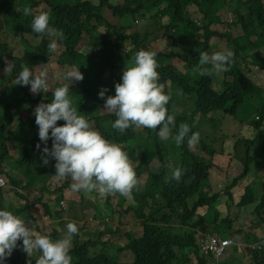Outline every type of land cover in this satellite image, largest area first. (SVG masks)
<instances>
[{
    "label": "trees",
    "instance_id": "obj_1",
    "mask_svg": "<svg viewBox=\"0 0 264 264\" xmlns=\"http://www.w3.org/2000/svg\"><path fill=\"white\" fill-rule=\"evenodd\" d=\"M99 1L100 5L95 7L88 0H21L20 2H11V13L7 16V21L11 20V27L15 33L19 31L31 33L33 32L31 21L34 15L23 16L24 7L36 9L42 4L47 6V10L42 12L48 13L50 26L64 34L63 40L58 41L57 52L61 49L59 55L54 53L56 62L61 66H68L70 71L73 70V67L79 68L84 75L80 85L75 82L70 86L71 91L69 92L78 114L84 115L86 112L96 109L99 104L105 103V100L98 95L102 88L108 89L106 96L115 95V84L122 82L125 67L132 65V57L142 49L156 54L159 65L157 69L160 75L159 82L164 85L165 93L170 95L169 103L173 105L180 101L179 98L184 86L191 87L195 91L197 110L201 114H206L211 110L233 115L241 110L244 105L249 104L248 98H263V90L261 92L260 87H257L254 81L246 76L241 67L254 65L256 68H260L264 74V0H125L122 9H116L115 13L113 12L114 15L119 14L130 18L150 15L151 18L159 21L164 17L168 18L170 24L168 29H171L172 32L166 33L169 38L165 44L167 47L166 54L162 52L157 54L149 48V45L155 41L154 34L149 28L144 32H137L133 29L130 34L126 33L128 28H125L124 32L118 33L114 26L108 24L102 16V10L109 5V0ZM190 4L196 6L202 15L200 25L193 20V16L187 10L188 7H191ZM158 6L165 7L159 9ZM18 7L22 10L19 13L15 12ZM223 8H227L231 15L236 18L234 24L241 28V36L234 37L227 32L220 34L212 29L216 23L220 22L218 13ZM127 23L128 21L125 20V25ZM103 26L107 28L105 34L99 31V28ZM84 33L91 35L93 51L100 53L97 61L89 55L80 54L77 49ZM37 35L40 38L39 34ZM215 37L226 38L228 43L225 49L216 51H233L234 59L231 67L234 69L235 66L239 65L236 70L229 69L225 72L223 79H219L217 76L202 77L193 72L194 66L199 62L200 52L206 51L209 54L216 52L210 45V41ZM48 43V38L41 39L40 44L36 47L30 43H24L23 56H19V60L14 63L11 75L16 78L21 70V65H26L39 73L49 63L48 56L53 55L47 50ZM177 58L184 62V73L178 71L172 64L173 59ZM2 59L3 54L0 53L1 63ZM106 72H109V76L103 80ZM213 79L223 91H217L212 87ZM4 81L7 80L3 79ZM3 82L0 83V86L3 85ZM8 82L12 84L11 80ZM168 85L170 88L167 87ZM12 87L13 89L6 88L0 93V177L8 180L11 187L14 188L13 192L24 202V206L20 207L19 203L14 206V203L9 201L8 204L12 206L11 212L26 222L34 223L35 231L38 234L47 235L51 239L57 240L62 238L66 232L65 225L62 229L60 226L57 227L60 223L54 219L60 213L53 212L49 204L42 203L44 215L53 218V226L60 230L51 228V226L49 227L50 230H41L37 225L38 216L29 207V203L36 202L34 206L41 204L37 201H40L44 196L51 199L53 196L58 198L59 195L57 202L63 198V187L57 186L58 182L54 179V174H56L55 160H51V166L44 165L41 157L42 150H38L36 147L38 143L40 144L39 138L29 137L30 132L39 131L33 114L35 107L42 102H51L52 92L48 91L45 94L40 93L38 96H33L29 92L30 86H14L12 84ZM24 104L27 105L26 109L31 115L26 120L19 118L21 107ZM168 112L171 113L169 108ZM18 119V124L13 127L12 125ZM102 119H108V117L97 119L100 127L97 126L105 138L113 143H122L133 147L130 155L139 161V165L135 169L137 176L140 179L147 175L146 183L150 185V188L144 195L134 192L127 198L115 195L117 203L113 207L112 215L113 220L114 218L117 219L118 216L120 222L117 225L104 223L103 230L98 231L99 240L97 242L81 243L78 235H76L70 252L72 264H187L189 260L183 256L186 253H182L183 255L179 253L172 260L170 245L161 240L166 228L159 226L158 223L167 222L166 209L182 210L183 216L189 222L195 216L197 208L205 206L208 208L207 213L202 216L201 221L207 224L211 222L210 214L215 211L221 199L228 195L231 196L239 182L247 177H252V182L244 188V193L238 201V207L254 206L253 211L258 213L260 219L257 228L262 226L264 230V162L259 160L262 156L259 152L264 151V128L260 126L261 124L257 122L252 124L257 129L254 140L242 141L240 147L244 150L240 153L243 162L242 171L236 170L234 175H227L226 178L230 177L228 184L225 185L221 182L219 184L220 190H212L209 196L204 190L205 183L208 182L209 176L213 172L211 164L203 165L196 161L188 166H183L182 169L185 170L183 180L177 183L171 178L166 184L164 183V166L156 169L148 166L157 157L155 148L157 149L160 145L157 141L156 132L146 128H139V132H137L136 128H130L124 133H118L111 127V122L106 126L101 124ZM64 123L63 120L58 121V125ZM253 141L256 142L255 151L251 149L254 144ZM10 144L12 147L14 146L13 150L17 153L16 159H13L12 162L9 160L10 151L8 147ZM47 146L51 148V139H49ZM217 151H221V145L218 146ZM255 159H257V164L253 166L252 162ZM5 160V164L9 168L2 167ZM11 167L18 173H22L27 181L17 178L15 175L11 176L9 173ZM46 183L53 185L52 192ZM27 190H33L31 197L39 195L40 198L33 202L29 201L31 197L26 196ZM20 191L25 193H19ZM6 196L7 194L0 188V210H5L4 199ZM192 199L194 201L190 203ZM126 201L131 202V204L124 210L123 204ZM135 203L139 206H136ZM191 205L193 208L189 209ZM81 210L83 214V208ZM122 213L130 215L129 223H132L135 217L143 220V232L140 236L135 237L133 233H127L125 222H121ZM207 230L208 228L205 227V231ZM121 232H125V238H129L123 246L116 247L111 243V237H109V241H102L105 236H116ZM195 235L196 232L188 231L182 240L164 239L180 251L186 249L196 251ZM246 240L262 244L261 251L254 249L250 254L252 255L251 261L236 260L237 264H264V231L262 239L252 233L247 235ZM97 245L102 248L111 246L120 258L122 252L129 250L134 255V260L129 262L122 258L121 260L124 261L117 262L109 254H104V251L99 252V254H92L91 248ZM37 255L39 256L41 253ZM27 258L29 257L22 250V241H18V247L5 264H21ZM199 263L205 264L202 260H199Z\"/></svg>",
    "mask_w": 264,
    "mask_h": 264
},
{
    "label": "clouds",
    "instance_id": "obj_2",
    "mask_svg": "<svg viewBox=\"0 0 264 264\" xmlns=\"http://www.w3.org/2000/svg\"><path fill=\"white\" fill-rule=\"evenodd\" d=\"M10 1L11 0H0V13L7 10V13L5 14L6 18H3V21L0 20V35L2 38H9V40L5 42H0V53L3 54L2 63L0 62V69H2L5 74L8 73L9 75H11L14 63L19 60V56H15L14 54L12 41L18 39L22 42L23 46L24 43L32 44L35 40H40L41 42V39L48 38L49 43L47 45V50L49 53H55L58 50V41H61L64 38L62 31L50 26V17L47 12H41L33 16L31 21V29L33 32L19 31L18 33H15L11 27V20L7 21V16L11 13L10 10L12 8ZM88 1H91L92 5L95 7L100 5L99 0ZM123 5L124 2L121 5L119 4L113 6L112 0H109V5L105 6V8L112 9V12L115 13V10L122 9ZM190 5L194 6L193 4ZM164 7L165 6H158L159 9H163ZM17 9L15 12H17ZM22 14L26 17L32 16V9L26 6L24 7ZM118 15L119 14L115 16L122 19V21L125 19H132L135 21L137 17L143 20H154L155 26L146 27L142 32L149 28L154 34L155 41L163 40L166 44V40L169 39L166 33L172 32L171 29H168L170 24L168 23L167 17L163 18L167 19V23L162 25V19L159 21L151 18L150 15H146V17L135 16V18ZM106 22L110 24L107 20ZM235 22L236 21L233 20L231 26L235 25ZM136 23H138L137 20ZM160 31H163L161 35L158 34ZM37 34H39L41 39ZM233 59L234 53L231 50L216 51L211 54L206 51L200 52L199 62L196 66H194L193 72L194 74H199L202 77L207 76L211 78L213 76H217L219 79H223L225 72L229 70L231 63L233 62ZM132 61V65L126 66L123 71L122 82L115 84V95L106 96V93L108 92V89L106 88H102L99 92V97L104 99L105 103L99 104L96 108L98 109L104 104L103 107L105 112L103 115H99L97 119L108 117V119H102L100 123L106 126L111 122V127L118 133H124L130 128H136L137 132H139V128H146L156 132L157 141L160 145L157 149L155 148L157 157H155L152 161L157 159L160 164L157 168L164 166L165 170L166 157L164 152L167 151L171 144L177 145L181 151L183 164H181L180 167L172 169L171 178L177 183H180L183 180L185 172V170L182 169L183 166H188L196 162L194 159L191 160L192 162L190 164H185L184 162L185 160L190 159V148L198 143L199 140V132L195 130L193 126L194 118L196 116H205L210 112L216 111H211L209 109L210 111L208 113L201 114V112L197 110L198 105L195 91L191 87L187 86L182 88L179 98L180 101L176 105L169 103L170 95L165 93L164 85L159 82L160 75L157 71L159 65L154 52L143 49L139 50L132 57ZM10 62H12V64H9ZM64 78L69 81V83L55 88L52 92L51 102H42L38 104L33 112L35 116V123L39 129V139L44 144L41 151L43 164L48 165L50 160L54 159L56 162V174L54 175L57 178L62 180L71 179V188L73 191H83L86 194L96 192L103 198L104 202L110 200L109 196H113L114 198L116 194H119L127 198L132 195L133 191H139L141 188V181L135 171L138 167L139 161L135 160L131 157V155L128 156L127 151L119 145L120 143H113L105 138L101 130L98 128L99 122L97 119L96 121L98 126L96 125L94 128L92 123L84 115L78 114L77 108L73 106V101L69 96L70 85L75 82L83 81V73L79 70V68L73 67V70L65 73ZM4 80H7V78H4ZM10 80L14 86H30L29 92L33 95L40 93L45 94L49 91L48 73L46 69L36 73L33 69H30L26 65H21V70L16 78L11 75ZM256 86L260 87L258 85ZM167 87L170 88L169 85ZM212 87L217 91H223L214 79ZM262 94V99H264V91ZM258 100L259 99L257 97L247 99V101L251 103H257ZM168 108L171 113L168 112ZM263 114L264 107L260 113L255 116L254 120H240H242L245 124L249 123L252 127V124L257 122L264 128ZM230 116L237 118L236 113ZM61 120L65 121V123L63 125H58V121ZM12 126L14 127L15 125L13 124ZM256 131L257 129L254 128L251 139L243 140H252ZM49 139L52 140L51 148L47 146ZM243 140H241V142ZM237 144L238 142L235 143L236 146ZM36 147L38 150L41 149V145L39 143ZM135 148L136 146L134 147V150ZM131 158L137 161L136 168H134L132 161L130 160ZM238 162L243 165L241 158ZM201 164L204 165V163ZM167 167L172 168L171 165H167ZM236 170L239 171V168L232 165L227 175H234ZM213 173L214 172L210 174L208 182L205 183L204 191L207 194L212 192V189L210 188L211 186H215L217 190H220L221 188L219 185L221 182L219 181L218 174L214 173L218 176L219 184L215 183L216 180L212 181L211 175ZM0 178L4 179V177ZM64 184L67 186H63ZM57 185L63 187V190L69 187L68 182H64L63 184L57 183ZM4 186L0 188L4 189ZM244 188H240L238 185V187L234 190V192L237 193V208L240 213L242 210L248 211L247 215L250 217L255 215L252 222H250L249 228L247 229H251L258 238L262 239L263 234L259 235V233L264 230L261 227L257 228L260 219L258 213L253 211L254 206L247 208L238 207V201L244 193ZM241 191L242 194L239 196L238 193ZM226 197L232 199L235 196L232 193L231 196L228 195ZM193 201L194 199L190 200V203ZM106 204H110L111 214L106 218V220H104L105 217L102 218L101 225H104V223H111V225H114L115 221L113 220L112 215L113 207L110 202ZM56 207L58 210L67 211L65 209L67 207L66 200L64 201L62 198L58 200V202L56 201ZM192 208L193 205L189 207V209ZM205 210V206L201 208L198 207L195 216L187 222L182 214V210L175 211L172 208L166 209L167 222L163 224L158 223V225L166 228L165 233L161 236V240L165 242V244L170 245L173 255L172 260L177 254L180 253L183 255L182 253H186L183 256L185 259L189 260L187 264H193L194 261L197 264H200L199 260H203L204 258H211L213 261L212 264H220L222 258L225 255H228V251L230 249H233L234 252H245L250 254H252L254 249H259V251H261L262 244L246 240V237L249 234L248 230H240L239 234L242 236L240 240L222 237L220 234L209 230L205 231L203 222L201 220H197L200 212ZM122 214L124 215V213ZM126 216L129 217L130 221V215ZM45 218H48L47 220L50 219L49 216H46ZM142 223L143 220L138 217H135V221L130 223L131 226H134V228H138L137 230L140 232V235L143 232ZM46 225L50 224L46 223ZM126 229L128 228L126 227ZM135 231L131 230L130 232L134 233ZM188 231L196 232V251L191 249L180 251L164 239L182 240L185 238ZM78 233L79 228L77 224L69 222L66 225V232L62 238L53 240L47 235L38 234L35 231L34 223L26 222L24 219L15 215L11 211L0 210V264H5L7 259L12 255L13 251L18 247V241H22V250L29 257L24 259L21 264H72L70 252L73 247V238L78 235ZM127 239L128 237L126 240ZM98 240L99 237L97 241ZM95 247L102 248L100 245ZM101 251L103 250H100V252ZM128 251L129 250H127L126 253ZM34 253L36 255L41 253V255H37L35 260L36 263L31 261V257ZM103 253L105 254V252ZM231 254L232 253L229 251L228 259L233 258ZM197 255L200 256L198 259H196ZM125 257L126 260L132 262L129 254ZM122 258L124 257H121V259Z\"/></svg>",
    "mask_w": 264,
    "mask_h": 264
},
{
    "label": "rangeland",
    "instance_id": "obj_3",
    "mask_svg": "<svg viewBox=\"0 0 264 264\" xmlns=\"http://www.w3.org/2000/svg\"><path fill=\"white\" fill-rule=\"evenodd\" d=\"M21 0H11L10 2H20ZM124 0H112V5H121L123 4ZM47 6L45 4H42L41 6L37 7L36 9H32V15H36L41 13L42 11H46ZM191 15L193 16V20L199 25L201 24V19L202 15L198 11L196 6H191L188 7L187 9ZM21 8L17 9V13L21 12ZM7 10H4L2 13H0V20L3 21V18H6ZM103 17L113 26H115V29L118 33L124 32L125 28H128V31L126 32L127 34H130L133 29L135 31L140 32L143 31L146 27H154L155 26V21L150 19V20H143L137 17V22L136 20L133 21L132 19H125L128 21L127 25H125V20L122 21V19H119L117 16H115L112 12V9L105 8L102 11ZM218 16L220 17V22L216 23L213 26V30L216 32H219L220 34L222 33H230L234 37H239L242 35V30L240 27L237 25L231 26L233 20L236 21V18L231 15V13L228 11L227 8H223L219 11ZM162 25L167 23V19H162L161 21ZM107 28L105 26L100 27L99 31L102 33H105ZM163 31L158 32L159 35H161ZM10 37V36H9ZM9 40V38H2L0 35V42H5ZM12 44L14 46V54L15 56H23L24 48L22 46V42L18 39H15L12 41ZM40 44V40H35L32 42V46L36 47ZM226 38H219L215 37L210 41V45H212L213 50H223L227 46ZM149 48L154 50L157 53H167V47L165 45V42L163 40H158L154 41L149 45ZM78 51L82 55H89L93 60L97 61L99 58V52L98 51H93V45L91 43V35L89 33H84L83 38L81 43L78 45ZM129 49V47H127ZM61 50V49H60ZM59 50V51H60ZM59 51L56 52L57 55H59ZM264 51V49H263ZM56 55L53 53V55L48 56V64L43 67L42 70H47L48 73V83L49 85V91L53 92L55 88L60 87L66 83H69L64 78V75L66 72L70 71L68 66H61L59 63L56 62L55 60ZM242 63V62H241ZM240 63V64H241ZM9 64H12L10 62ZM175 68L184 73V62L180 60L179 58L173 59L172 63ZM238 66H235L234 69L230 66V70H236ZM38 69V68H36ZM243 72L248 76V78L252 79L254 83L264 91V76L263 73L260 71V68H256L254 65L250 66H244L241 67ZM250 71H247V70ZM35 71V70H34ZM38 73V71H35ZM118 75V73H117ZM109 76V72H106L103 80H106L107 77ZM7 78V81L3 82V79ZM11 79V75L8 73L5 74L2 69H0V83L3 82V85L0 86V93L8 88V89H13L12 84L8 82ZM74 84V83H73ZM71 84L70 86H72ZM80 85V81L77 83ZM71 89H69V92ZM20 93V92H19ZM21 94V93H20ZM32 94V93H31ZM33 95V94H32ZM33 96H38L33 95ZM249 104L244 105L241 110L238 112H235L237 115V118L232 117L228 114H225L220 111L216 112H210L205 116H196L194 118L193 126L194 129L199 132V140L198 143L193 145L190 148V159L185 160V164H190L192 159L204 163V164H211L213 168V172L215 174L219 175V181L223 182L225 185L228 184L230 181V177L226 178L228 172L230 171V167L232 165L236 166L239 168V171L242 170V165L238 162V160L241 158L240 153H242L244 150L240 149L242 146L241 140L243 139H251V135L253 134L254 128L248 124H245L242 122V120H254L255 116L260 113L262 108L264 107V99H259L257 103H251L248 102ZM104 106V104H103ZM100 106L98 109H94L91 112H86L84 116L92 123L93 127L95 128L97 125V117L99 115H103L105 112L104 107ZM27 105H23L21 107V114L19 118H22L24 120L28 119L30 115L29 111L26 109ZM242 119V120H240ZM19 122V119L14 123V125H17ZM104 122V121H103ZM14 131V130H13ZM264 136V134H263ZM29 137H38V131L37 132H30ZM40 140V139H39ZM254 140V139H253ZM238 142L237 146L235 143ZM253 146H251L252 151L256 149V142L253 141ZM41 149H43L44 144L40 141ZM125 151H127L128 156L130 155V151L133 149L130 145L126 144H119ZM221 145V151H217L218 146ZM10 153H9V160L12 162L13 159H16L17 153L14 149V146L10 144L8 147ZM263 150V149H262ZM259 151V150H258ZM262 154L260 157V161L264 162V151L259 152ZM165 157H166V163H165V179L164 183H169L171 179V171L172 169L176 167H180L181 164H183V158L181 156V151L180 148L177 145L171 144L167 151L164 152ZM254 155V152H252ZM251 156L253 157V155ZM132 161V164L134 168L137 167V161L134 159H130ZM6 160L4 161L2 167H8L6 166ZM253 166L257 164V159H255L253 162ZM52 161L50 160V163L47 166H51ZM139 165V164H138ZM159 162L157 159L155 161H151L148 166H151L153 168H157L159 166ZM167 165H171L172 168L167 167ZM9 168V167H8ZM9 173L11 176H16L17 178L23 179L24 181H27V178L23 177L22 173H18L15 171L12 167L9 169ZM211 175L212 181L216 180L215 183L219 184L218 182V176L215 174ZM146 178L147 175H144L143 177L140 178L141 181V188L139 191H133L134 193H138L140 195H144L145 192L150 188V185L146 183ZM7 185L5 184L3 192L7 194V196L4 199V204H5V210L11 211L12 206H10L8 203H14V206L16 203H19V206L22 207L24 206V202L20 200L16 196V194L13 192L14 188L11 187L9 184L8 180L4 178ZM54 179L58 182V184H63L64 182L69 183V187L63 190V200L67 202V207L65 208L67 211H61L58 210L56 207V196L51 197L49 199L47 196H44L40 201L41 204H37L34 206L36 202H33L35 199H39V195H33V190H27L26 196L31 199L29 201L33 203H29V207L31 210L38 216L37 217V225L41 228V230L48 229L50 230L51 228H55L56 230H60L53 226V218H45L46 216L44 215V208L42 207V203L44 204H49L51 210L57 211L60 213V215H57L58 217L54 218L57 221L60 222V224L57 227L63 228V226L69 223V222H74L77 224L79 228V233H78V239L80 240L81 243L85 242H96L98 239V230H103V225H101L102 218L105 217L104 220L111 214V206L110 204L107 205L106 203L110 202L112 207H114L117 203L116 197L113 198V196H109L110 200L107 202L103 201V198L98 195L96 192H92L90 194H86L83 191L77 192L73 191L71 188L72 181L71 179H59L56 176ZM48 180V179H47ZM252 182V177H247L243 181L239 183L240 188H244L245 186L251 184ZM47 184V183H46ZM56 184V183H55ZM57 185V184H56ZM50 192L53 190V185L48 183L47 184ZM59 186V185H57ZM63 186H67L64 184ZM212 190H216L215 186L210 187ZM161 189V188H160ZM159 189V190H160ZM19 193H25L24 191H20ZM233 197L232 199L228 197H224L221 199L219 205L216 206L215 211H213L210 214V219L211 222L205 224L203 223L204 227H207L209 231L215 232L220 234L222 237H228V238H235L237 240H240L242 236L239 234L240 230L244 229L245 231H249V234L254 233L251 229L249 228L250 222H252V219H254L255 215L252 217L248 216L247 213L248 211L242 210L241 213L239 209L237 208V193L232 191ZM239 196L242 194V191L238 193ZM119 195V194H116ZM210 196V193H208ZM1 198V197H0ZM106 198V197H105ZM131 202L126 201L123 204V209L125 210ZM137 203H135L136 205ZM138 206V205H136ZM83 208V214H82V209ZM11 209V210H10ZM205 211H201L200 215L198 216L197 220H201L202 216L207 213V209L205 208ZM107 212V215H106ZM247 217V218H246ZM45 218V220H44ZM117 219L114 218L115 225H117L118 222H120L118 219L119 217H116ZM250 219V220H249ZM135 220H133L134 222ZM121 222H125L127 229V232H130L131 230L135 231L138 228H134V226H131L129 223V217L126 215H123V218L121 219ZM46 223L50 225H46ZM110 225V224H109ZM263 229V227L261 226ZM135 237H138L140 235V232L137 230L133 233ZM263 232L259 233V235H262ZM87 235V236H85ZM112 241L111 243L114 244L116 247L117 246H123L126 244L128 239L126 240L125 238V232H121L116 236H106L103 241ZM76 240L75 236L73 238V242ZM79 240L77 241L79 243ZM100 250H103L105 253H108L113 260L118 261H124L121 260L120 257H118L117 253H115V249H113L111 246L107 248H100V247H93L91 249L92 253H99ZM229 251L231 256L233 257L232 259H228L229 256ZM228 251V255H225L220 264H237L236 259H245L246 261L252 259V255L250 253H245V252H234L233 249H230ZM129 254L131 257V261L134 260V255L128 251L122 252L120 254L121 257H124L126 259V255ZM36 254L34 253L33 256L31 257V261L33 263H36ZM249 256V258H247ZM200 256L197 255L196 259H198ZM228 259V260H227ZM205 264H212L213 261L211 258H204L202 260ZM193 264H197L195 261Z\"/></svg>",
    "mask_w": 264,
    "mask_h": 264
},
{
    "label": "built area",
    "instance_id": "obj_4",
    "mask_svg": "<svg viewBox=\"0 0 264 264\" xmlns=\"http://www.w3.org/2000/svg\"><path fill=\"white\" fill-rule=\"evenodd\" d=\"M6 181L3 178H0V187L4 186Z\"/></svg>",
    "mask_w": 264,
    "mask_h": 264
},
{
    "label": "crops",
    "instance_id": "obj_5",
    "mask_svg": "<svg viewBox=\"0 0 264 264\" xmlns=\"http://www.w3.org/2000/svg\"><path fill=\"white\" fill-rule=\"evenodd\" d=\"M241 260H245V259H241ZM246 261V260H245Z\"/></svg>",
    "mask_w": 264,
    "mask_h": 264
}]
</instances>
